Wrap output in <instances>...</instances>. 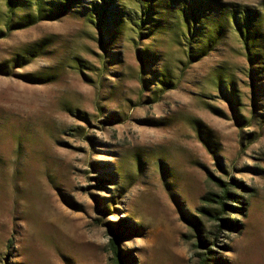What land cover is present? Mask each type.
I'll return each instance as SVG.
<instances>
[{
	"label": "rangeland",
	"instance_id": "374dc122",
	"mask_svg": "<svg viewBox=\"0 0 264 264\" xmlns=\"http://www.w3.org/2000/svg\"><path fill=\"white\" fill-rule=\"evenodd\" d=\"M203 2L189 39L200 0H155L140 35L115 0L108 46L85 5L8 30L0 0V264H117L116 233L123 264H264V0ZM233 8L255 13L252 61Z\"/></svg>",
	"mask_w": 264,
	"mask_h": 264
},
{
	"label": "trees",
	"instance_id": "16d2710c",
	"mask_svg": "<svg viewBox=\"0 0 264 264\" xmlns=\"http://www.w3.org/2000/svg\"><path fill=\"white\" fill-rule=\"evenodd\" d=\"M25 0H7V6L8 11L10 12L9 21L7 22L6 26L7 29H11V24L14 25L13 28H23L26 26H29L31 24H35L41 20L44 19H58L61 16L65 15L66 13L70 12H77L76 7H80L81 5H85L87 3L86 0H26L25 2H28L31 7L35 8L34 13H29L25 15L24 17L20 18V20L17 21V23L13 22L14 15L16 14L17 10L19 9V5L23 4ZM155 0H137L139 4V8L136 10L137 15H139V22L135 24V26L138 27V33L139 35L143 33V29L145 24L150 19V15L153 14V10L155 9V6L152 2ZM115 0H95L91 1L90 5H85V8L89 12V20L93 21L94 23L97 22V26L100 30L106 31V35L109 39L106 38L105 42H109L108 46L112 44L113 40H115L118 36L119 28L123 26L126 22V18L124 17V14L126 13L125 10L122 7H118L117 5H120L117 3L115 6H112L110 4H113ZM202 2V3H201ZM27 3V5H29ZM201 5L195 6L194 8L187 9V7L183 6V15L186 22L187 27V34L188 38L192 39L194 37H197V24L199 20L201 19V8L203 6V0H200ZM25 4V3H24ZM173 4L169 2H164L163 6L168 10V8L172 7ZM233 15L236 19V26L239 30L240 37L244 43L245 49L247 51V57L251 59L252 61V52L254 48V38L255 32L257 29L256 24V17L255 13L251 11V9H240L237 10L236 8H233ZM168 12L169 14L173 13ZM241 13V15H239ZM128 15V14H127ZM241 19L238 21L237 19L240 17ZM96 19H93V18ZM157 26V25H156ZM217 35L220 33L219 27L215 29ZM217 35H211L209 37V40H216L218 37ZM107 46V47H108ZM102 50H107L108 48L104 43L101 44ZM189 52H192L193 46L190 45ZM258 50V49H257ZM201 54V53H200ZM202 54H205L202 52ZM192 56V54L190 55ZM256 57L261 59L263 57L262 52H257ZM255 63V62H253ZM263 63V62H262ZM264 64V63H263ZM264 66V65H263ZM262 66V67H263ZM218 186L221 189V194H214L215 198H210L208 200L216 202L219 205V209L216 212L214 216L215 219H217L220 222V226H228L227 219L221 217L220 215L224 213L227 209V201L231 200V184H229L226 181H218ZM233 207V206H232ZM122 238V235L120 233H116L115 236L111 239L110 246L111 250L114 255V260L117 264H123L121 259V247L119 245V242ZM202 264H206V260L202 259Z\"/></svg>",
	"mask_w": 264,
	"mask_h": 264
}]
</instances>
